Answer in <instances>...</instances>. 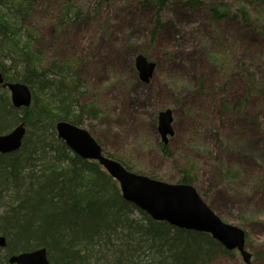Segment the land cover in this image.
I'll return each mask as SVG.
<instances>
[{
    "label": "rangeland",
    "instance_id": "rangeland-1",
    "mask_svg": "<svg viewBox=\"0 0 264 264\" xmlns=\"http://www.w3.org/2000/svg\"><path fill=\"white\" fill-rule=\"evenodd\" d=\"M146 1L109 0L99 6V0H43L33 17L42 34L40 49L47 61L82 62L83 103H96L102 111L84 129L109 153L168 184H175L185 167L198 173L194 187L202 199L225 223L245 231L252 264H264V6L221 0L232 4L234 14L240 4L248 7L251 25L245 27L239 20L216 23L208 8L171 0L153 40L157 23ZM69 2L81 9L82 20L58 30L59 11ZM140 54L157 67L147 84L135 67ZM242 102L245 108H236ZM167 109L174 116L171 160L158 149L159 113ZM197 114L207 117L209 126L203 123L206 129L188 145L182 133ZM231 143L237 152L222 151ZM228 171L236 172V179L227 178ZM215 264L244 263L236 253Z\"/></svg>",
    "mask_w": 264,
    "mask_h": 264
},
{
    "label": "trees",
    "instance_id": "trees-1",
    "mask_svg": "<svg viewBox=\"0 0 264 264\" xmlns=\"http://www.w3.org/2000/svg\"><path fill=\"white\" fill-rule=\"evenodd\" d=\"M42 1L0 0L1 71L5 81L27 84L33 92L31 107L17 109L9 92L0 86V135L22 122L27 129L19 151L0 154V235L7 240V247L0 249V264H9L13 255L42 248L47 249L53 264H215L224 257L235 258L236 252L228 251L209 234L153 220L123 198L118 182L98 162L80 158L58 138L57 123L66 121L84 128L88 122L98 121L102 111L96 103H83L82 62L74 58L47 61L40 49L42 34L33 17ZM108 1L99 0V6ZM170 1L145 2L149 8L152 4L155 13L153 40ZM184 1L192 9L208 8L216 23L239 20L245 27L251 25L245 5L240 4L234 14L232 4L221 0L210 4ZM253 1L264 6V0ZM81 20V9L69 2L59 11L58 30ZM245 103L236 108L243 110ZM203 123L208 128L207 117L194 116L182 133L183 141L195 145V136L206 129ZM237 148L231 143L222 151L235 153ZM102 149L128 171L160 179L104 146ZM158 149L167 160L175 156L170 141L159 140ZM188 152L194 151L190 148ZM181 171L183 176L175 184H198V173L187 167ZM236 176V172L226 174L229 179ZM246 243L248 247V236Z\"/></svg>",
    "mask_w": 264,
    "mask_h": 264
},
{
    "label": "water",
    "instance_id": "water-1",
    "mask_svg": "<svg viewBox=\"0 0 264 264\" xmlns=\"http://www.w3.org/2000/svg\"><path fill=\"white\" fill-rule=\"evenodd\" d=\"M135 67L143 83H149L154 76L156 64L140 54L136 57ZM0 86L8 89L13 106L17 109L32 105L31 88L24 83H11L4 79L0 69ZM173 110L159 113L158 131L162 142L169 143L175 134ZM58 138L80 158L95 161L120 185L123 198L147 213L153 220L166 222L176 228L206 233L213 237L228 251H238L245 264H252V254L247 250L246 233L243 229L223 222L201 198L196 188L187 184H168L147 176L128 171L120 162L107 157L101 145L89 131L61 121L56 125ZM26 135L22 123L10 133L0 135V154L6 155L19 151ZM6 238L0 236V248L5 249ZM10 264H53L47 249L13 255Z\"/></svg>",
    "mask_w": 264,
    "mask_h": 264
},
{
    "label": "bare ground",
    "instance_id": "bare-ground-1",
    "mask_svg": "<svg viewBox=\"0 0 264 264\" xmlns=\"http://www.w3.org/2000/svg\"><path fill=\"white\" fill-rule=\"evenodd\" d=\"M1 69V68H0ZM5 79V78H4ZM27 85V84H26ZM29 86V85H28ZM30 87V86H29ZM31 88V87H30ZM32 90V89H31ZM22 123H24V122H22ZM21 123V124H22ZM25 124V123H24ZM26 127V126H25ZM84 129V128H83ZM139 209V208H138ZM140 210V209H139ZM142 211V210H141ZM144 212V211H143ZM172 227H174V226H172ZM176 228V227H175ZM179 229V228H178ZM186 231V230H185ZM1 236V235H0ZM4 237V236H3ZM6 242H7V240H6ZM6 247H7V245H6Z\"/></svg>",
    "mask_w": 264,
    "mask_h": 264
}]
</instances>
